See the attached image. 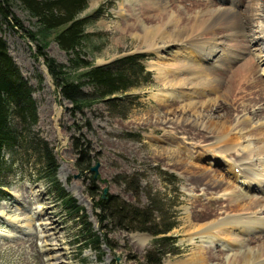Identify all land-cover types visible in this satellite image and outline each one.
Wrapping results in <instances>:
<instances>
[{
    "label": "rangeland",
    "instance_id": "rangeland-1",
    "mask_svg": "<svg viewBox=\"0 0 264 264\" xmlns=\"http://www.w3.org/2000/svg\"><path fill=\"white\" fill-rule=\"evenodd\" d=\"M186 2L178 4L194 8L188 6L191 1ZM220 2L224 5H234L236 7L234 9L241 14L244 12L242 3L232 4L230 0ZM256 4L257 12L264 13V0H256ZM170 5L175 9V3ZM99 7L102 8V13L86 29L88 33L85 44L86 58L95 64H105L122 55L144 53L147 57L142 59V62L146 69L153 73L154 78L152 84L132 89L126 103L117 107L118 114L112 113L102 101L78 110L63 99L43 57L37 56L36 42L26 34L27 30L39 31L36 19L19 2L12 5L18 24L15 19L12 20L14 28L4 23L2 36L25 78L35 88L33 96L37 101L39 119L34 130L54 148L59 162L57 173L59 183L76 198L79 205L84 207V212L93 222L95 229L101 232L96 215L99 210L94 207V197L103 195L104 189H107L106 194L119 196L139 206L148 205V195L156 194L169 216L176 218L177 222L170 233L175 237L176 251L168 253L163 259V264H185L196 245L202 244L201 239H195V245L187 234L191 222L198 223L194 217L196 204L193 200L216 199L223 191L219 193L218 187L212 185L216 182L205 177L207 170L195 171L196 167L191 166L190 162L182 166L177 163L176 156L167 157L165 153L180 148L183 153H189L194 157L196 151H203L204 156L200 163L203 167L198 169L216 168L215 170L221 171L224 175L228 174L226 166L237 156L232 149L231 153H228V158L217 156L216 165L213 160L214 153L208 154L209 149L205 151L214 139L210 130L203 128L200 122L202 118H209L215 112L210 106L213 101L211 103L207 100L204 106L199 107L198 110L202 112L201 118L188 109L184 119L182 115L177 119L178 110L189 101L187 97L180 98L183 100L182 103L177 100L179 105L171 107L166 120L162 119L166 110L156 109V106L163 102L164 99L161 97L168 86L159 68H166L168 64L176 62L184 51L175 44H169L159 52L141 44L126 23V20H129V24L132 23L134 17L129 0H90L84 14L92 13ZM251 24L256 33L260 34L264 27V17H256ZM47 41L45 48L47 54L68 65L69 55L59 47L54 37L50 36ZM231 41L225 40L227 44L238 42ZM255 46L258 47L257 52L262 54L257 75L263 77L264 81V41L256 43ZM255 60L257 62V59ZM203 62L210 64L211 61L209 58ZM86 90L91 91L90 86H87ZM157 95H160V98ZM195 97L193 99L198 102V98ZM247 98L246 96L245 99ZM169 101L173 102L175 99L170 97ZM218 102L223 103L224 99L222 101V98H219ZM252 102L251 106L244 110L239 99L238 110L234 111L233 119L249 115L252 118L253 113L258 116L264 111L263 103ZM231 104H235L234 97ZM258 119L259 116L253 120ZM196 122L198 127L195 130L188 125ZM170 135L174 136L171 143L168 142ZM7 157H10L8 153ZM80 159L87 162L84 165L78 164ZM251 159L252 167L264 173L263 166L256 161V156L252 155ZM14 167L15 171L10 175L11 185L7 188L9 196L0 199V264H32V255L15 245L14 241L18 236L25 240L32 239L30 244L26 245L28 250L32 247V253L41 257L39 264H49L56 253L60 254L61 259L53 260H62L67 264L146 263L145 254L153 245L155 238L152 233L123 229L106 222L103 227L109 245L103 244L100 252L94 247L86 248L79 218H71L66 213L49 179L40 177L39 165L34 157L29 158L28 154L19 156ZM94 167H97V170H94ZM241 171L242 169L237 167L231 172L240 174ZM247 172L253 173L251 170ZM170 175L176 177L175 183L166 181ZM173 176H170L171 180ZM195 177L199 179H194ZM138 181L140 186L136 191L134 189L137 188ZM200 184L202 186H198ZM36 190L42 192L39 199L36 198ZM220 206L217 209L218 217L214 218L221 219L228 215L223 214L225 206L221 208ZM36 209L42 210L41 214L32 220V229L34 230L36 225L38 232L43 233L42 224L49 221L52 223L50 234L54 239L44 235L38 236L35 230L32 233L22 232L12 224V221L27 219L36 212ZM44 240L47 242L44 243ZM262 240L264 239L256 241ZM217 243L219 242L203 244L216 247Z\"/></svg>",
    "mask_w": 264,
    "mask_h": 264
},
{
    "label": "bare ground",
    "instance_id": "bare-ground-1",
    "mask_svg": "<svg viewBox=\"0 0 264 264\" xmlns=\"http://www.w3.org/2000/svg\"><path fill=\"white\" fill-rule=\"evenodd\" d=\"M129 1L134 17L132 23L129 24V20L126 23L141 44L157 52L163 47L167 48L169 44H175L184 51L176 62L168 64L166 68H159L168 85L161 97L163 102L156 106L158 110H166L162 119H167L171 107L179 105L177 100L182 103L180 98L187 97L189 101L178 110L177 119L181 115L184 119L188 109L201 118L199 107L204 106L207 100L211 103L213 101L210 106L215 112L209 118H202L200 122L203 128L210 130L214 139L205 151L209 149L208 154L214 153L216 165L217 156L227 157L232 149L237 156L226 166L228 174L224 175L216 168L198 169L203 167L200 164L203 151H196L194 157L189 153L184 154L180 148L165 153L167 157L176 156L177 163L182 166L190 162L191 166L196 167L195 171L207 170L205 177L216 182L212 185L218 187L219 193L223 191L216 199L193 200L196 204L194 217L198 223H204L191 222L187 234L192 243L196 245L194 240L201 239L202 244L196 245L185 264H264V240L256 241L264 239V173L253 168L250 161L252 155H255L256 161L264 169V111L258 114V121L253 120L258 118L255 113L252 118L249 115L233 119L234 111L238 110L239 99L244 110L251 106L252 101L264 104V81L263 77L257 75L262 54L257 52L258 47L255 46L264 41V27L257 34L251 24L256 17L263 18L264 13L257 12L256 0H230L232 4H243L244 15L235 10L234 5H224L221 0ZM186 1H191L188 6L194 8L178 4ZM170 3H175V9H172ZM226 39L238 42L227 44ZM161 43L164 45H160ZM209 58L210 64H205L203 61ZM170 97L175 101L170 102ZM194 97L198 98V102ZM233 97L235 104H231ZM219 98L222 101L224 99V102L219 103ZM191 123L188 125L195 130L198 122ZM173 140L174 136L170 135L168 142ZM237 167L242 169L240 174L231 172ZM247 170L253 173L249 174ZM35 193L39 199L42 192L36 190ZM223 205L226 208L223 214L228 215L221 219L214 218L218 217V207ZM41 210L36 209L27 219L12 221V224L22 232L32 233L35 230L38 236L44 235L52 239L51 222L42 224V232L45 234L38 232L36 225L32 229V220L41 214ZM31 240L18 236L14 242L17 247H22L32 255V264H39L41 257L33 254V248L28 250L26 245ZM216 241L219 242L216 247L203 244ZM53 258L57 260L61 256L56 253L49 264H67L62 260L54 261Z\"/></svg>",
    "mask_w": 264,
    "mask_h": 264
},
{
    "label": "trees",
    "instance_id": "trees-1",
    "mask_svg": "<svg viewBox=\"0 0 264 264\" xmlns=\"http://www.w3.org/2000/svg\"><path fill=\"white\" fill-rule=\"evenodd\" d=\"M89 1L0 0V199L9 196L10 175L15 171L19 156L28 154L37 161L40 177L49 179L66 213L71 218H79L86 248L94 247L100 252L103 244L109 245L103 227L108 222L123 229L152 233L155 238L145 254V264H163L165 256L176 251V240L170 233L177 222L176 218L169 216L158 195H148L149 204L146 206L129 203L116 195L94 197V207L99 210L96 215L100 232L87 217L84 207L61 186L54 148L34 130L39 119L37 101L33 96L35 88L25 78L2 36L4 23L14 28L12 20L17 22V18L12 5L19 2L36 19L39 31L27 30L26 34L36 42L37 56L43 57L63 99L78 110L102 101L112 113L118 114L117 107L126 103L132 89L153 83V73L142 62L147 57L144 53L122 55L105 64H95L86 58L87 26L102 13L99 7L84 14ZM50 36L69 55L68 65L58 62L45 51ZM87 86L91 91L86 90ZM79 161L78 164L82 165L87 162ZM170 176L166 181L175 183L176 177L171 180ZM139 186L138 181L134 190L137 191Z\"/></svg>",
    "mask_w": 264,
    "mask_h": 264
},
{
    "label": "water",
    "instance_id": "water-1",
    "mask_svg": "<svg viewBox=\"0 0 264 264\" xmlns=\"http://www.w3.org/2000/svg\"><path fill=\"white\" fill-rule=\"evenodd\" d=\"M93 169H94V170H97V167H94ZM106 192H107V189H104V192H103V195H102L103 198L106 197Z\"/></svg>",
    "mask_w": 264,
    "mask_h": 264
}]
</instances>
